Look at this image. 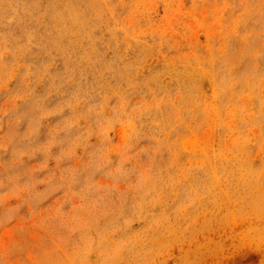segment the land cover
<instances>
[{
    "label": "rangeland",
    "instance_id": "obj_1",
    "mask_svg": "<svg viewBox=\"0 0 264 264\" xmlns=\"http://www.w3.org/2000/svg\"><path fill=\"white\" fill-rule=\"evenodd\" d=\"M0 264H264V0H0Z\"/></svg>",
    "mask_w": 264,
    "mask_h": 264
}]
</instances>
